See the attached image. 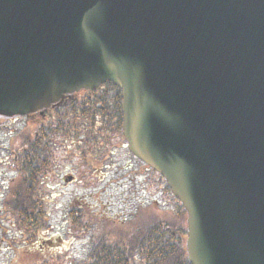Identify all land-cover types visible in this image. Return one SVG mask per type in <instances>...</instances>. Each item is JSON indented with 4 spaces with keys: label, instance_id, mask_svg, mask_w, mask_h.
Masks as SVG:
<instances>
[{
    "label": "water",
    "instance_id": "water-1",
    "mask_svg": "<svg viewBox=\"0 0 264 264\" xmlns=\"http://www.w3.org/2000/svg\"><path fill=\"white\" fill-rule=\"evenodd\" d=\"M107 82L192 264H264V0H0V117Z\"/></svg>",
    "mask_w": 264,
    "mask_h": 264
},
{
    "label": "trees",
    "instance_id": "trees-1",
    "mask_svg": "<svg viewBox=\"0 0 264 264\" xmlns=\"http://www.w3.org/2000/svg\"><path fill=\"white\" fill-rule=\"evenodd\" d=\"M121 102V89L108 82L92 91L82 90L58 107L19 117L25 121L14 127L9 138L15 173L6 186L2 209L3 219L10 217L26 247H15L17 256L10 264L66 261L65 241L44 245L52 227L45 186L57 171L61 151L81 152L94 172L105 163L110 167L114 149L127 146ZM114 137H119L118 142L112 141ZM143 167L152 176L153 186L171 196V203L153 199L138 204L127 217L111 218L101 217L94 208L75 200L66 212L71 235L88 238L90 246L87 255L73 260L74 264H191L186 248L187 213L164 178L151 167ZM137 170L139 173L141 167Z\"/></svg>",
    "mask_w": 264,
    "mask_h": 264
},
{
    "label": "rangeland",
    "instance_id": "rangeland-1",
    "mask_svg": "<svg viewBox=\"0 0 264 264\" xmlns=\"http://www.w3.org/2000/svg\"><path fill=\"white\" fill-rule=\"evenodd\" d=\"M19 117H0V264H10L12 259H15L17 256L15 247L17 249L26 247L19 241L21 236L13 229L10 217L7 216V220L3 219L2 209V198L6 186L15 173L13 159L8 151L9 138L14 132V127L21 126L25 121L24 118ZM118 139L119 137H114L112 141L118 142ZM82 156L81 152L72 149L71 152H59L57 171L47 181L44 189L48 198V213L51 216L52 225L48 231V241L44 242V245H59L66 242L67 248L64 255H68V258L61 264H74L73 260L84 258L89 251L88 238H76L71 235V224L66 212L67 207L75 200L78 199L94 208L101 217L111 218L127 217L138 204L150 202L153 199L165 204L172 201L171 196L164 193L163 189L158 191L153 186L154 180L143 167L144 163L127 146L114 149L109 162L110 167L106 168L108 163L103 164L104 168L99 169L100 173L93 171L94 166L86 165ZM140 167L141 170L138 173L137 169ZM23 253L25 252H22L19 262Z\"/></svg>",
    "mask_w": 264,
    "mask_h": 264
}]
</instances>
